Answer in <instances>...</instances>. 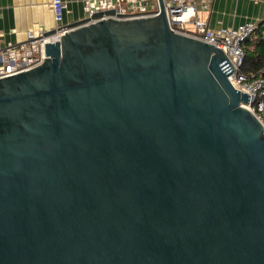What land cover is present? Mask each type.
Instances as JSON below:
<instances>
[{
  "label": "water",
  "instance_id": "water-1",
  "mask_svg": "<svg viewBox=\"0 0 264 264\" xmlns=\"http://www.w3.org/2000/svg\"><path fill=\"white\" fill-rule=\"evenodd\" d=\"M159 3L69 22L0 78V264H264V130L237 61Z\"/></svg>",
  "mask_w": 264,
  "mask_h": 264
},
{
  "label": "built area",
  "instance_id": "built-area-1",
  "mask_svg": "<svg viewBox=\"0 0 264 264\" xmlns=\"http://www.w3.org/2000/svg\"><path fill=\"white\" fill-rule=\"evenodd\" d=\"M255 3L264 0H251ZM166 19L172 30L193 36L203 42L221 48L235 69L228 73V80L238 90L249 94L244 104L264 130V77L256 73H244L240 66L244 58L243 42L255 30L257 23L245 20L237 25L211 28L206 20L197 16V4L208 9V0H162ZM47 6L54 18L49 29L36 28L27 33V40L13 45L0 44V78L19 73L39 65L45 58L44 43L59 39L66 31L62 23L67 7L65 0H49ZM85 17L97 11L113 9L128 16L156 15L160 10L159 0H83ZM47 35L44 32L50 31Z\"/></svg>",
  "mask_w": 264,
  "mask_h": 264
},
{
  "label": "crops",
  "instance_id": "crops-1",
  "mask_svg": "<svg viewBox=\"0 0 264 264\" xmlns=\"http://www.w3.org/2000/svg\"><path fill=\"white\" fill-rule=\"evenodd\" d=\"M49 0H0V44L13 45L27 40L31 29H49L55 24L47 6ZM67 7L62 23L68 24L86 16L83 0H65ZM209 8L197 4V16L211 28L237 25L245 20L264 21V3L251 0H208Z\"/></svg>",
  "mask_w": 264,
  "mask_h": 264
},
{
  "label": "trees",
  "instance_id": "trees-1",
  "mask_svg": "<svg viewBox=\"0 0 264 264\" xmlns=\"http://www.w3.org/2000/svg\"><path fill=\"white\" fill-rule=\"evenodd\" d=\"M244 58L240 70L264 77V21L257 24L252 34L243 42Z\"/></svg>",
  "mask_w": 264,
  "mask_h": 264
}]
</instances>
